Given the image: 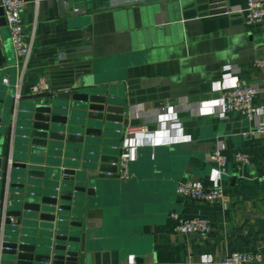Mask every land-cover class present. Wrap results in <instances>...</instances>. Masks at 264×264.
Returning <instances> with one entry per match:
<instances>
[{
	"label": "crops",
	"instance_id": "crops-1",
	"mask_svg": "<svg viewBox=\"0 0 264 264\" xmlns=\"http://www.w3.org/2000/svg\"><path fill=\"white\" fill-rule=\"evenodd\" d=\"M65 1L67 9L56 0L23 7L31 40L24 69L0 21V101L40 93L34 88L41 78L50 88L93 73L120 86L128 127L147 125L148 134L125 132L120 141V151L127 142L137 149L128 176L116 181V202L90 211L95 263L217 264L231 251L257 249L264 235V135L253 133L254 122L242 114L221 113L218 102L220 88L242 78L260 88L255 102L264 106V69L254 66L264 57V21L248 25L241 14L224 13L246 0ZM174 122L180 129H169ZM217 146L228 159L219 175L208 159ZM236 151L249 163L234 162ZM185 180L216 182L222 202L178 195ZM171 213L206 217L211 231L205 238L174 233Z\"/></svg>",
	"mask_w": 264,
	"mask_h": 264
},
{
	"label": "water",
	"instance_id": "water-1",
	"mask_svg": "<svg viewBox=\"0 0 264 264\" xmlns=\"http://www.w3.org/2000/svg\"><path fill=\"white\" fill-rule=\"evenodd\" d=\"M129 113L120 86L93 73L0 101V264H96L89 214L117 200Z\"/></svg>",
	"mask_w": 264,
	"mask_h": 264
},
{
	"label": "built area",
	"instance_id": "built-area-1",
	"mask_svg": "<svg viewBox=\"0 0 264 264\" xmlns=\"http://www.w3.org/2000/svg\"><path fill=\"white\" fill-rule=\"evenodd\" d=\"M28 1L25 0H0L2 15L7 28L9 38L12 43L14 56L17 64L25 68L31 52V40H26L21 11ZM36 6L39 0H31ZM239 13L243 16L245 24H257L264 21V0H246L244 7L234 10H224V13ZM32 38V37H31ZM254 66L264 69V57L255 59ZM3 83H7V78H2ZM46 81L39 80L34 88L35 92L47 90ZM220 98L218 108L221 113L238 112L248 120L254 122L253 133L264 135V106H258L255 96L259 87L255 83L247 82L242 78H235L230 85L220 88ZM19 98L18 94L13 95L14 101ZM180 124L174 122L169 129H180ZM126 135H146L149 133L145 123L126 128ZM137 149V144L125 143L119 153L118 176L125 178L128 176V160L130 154ZM208 159L215 164L216 175L225 171L228 162L227 157L222 153L221 147H215L208 155ZM232 160L241 165L249 163V157L245 152L236 151L233 153ZM216 180V178H215ZM260 180L264 182V172L260 175ZM176 193L185 198L202 201L206 203L222 202L223 187L216 182L211 186H205L200 181L185 180L178 183ZM170 217L175 220L173 232L179 234L196 233L202 238L207 237L211 231V225L206 217L193 216L184 218L177 213H171ZM115 264H135L134 261ZM217 264H264V235L259 239V246L252 251H231L224 254L217 260Z\"/></svg>",
	"mask_w": 264,
	"mask_h": 264
}]
</instances>
